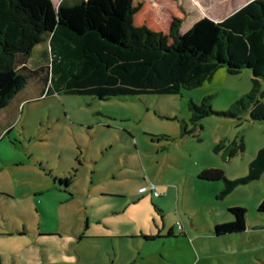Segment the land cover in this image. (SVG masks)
Returning a JSON list of instances; mask_svg holds the SVG:
<instances>
[{
    "label": "rangeland",
    "instance_id": "1",
    "mask_svg": "<svg viewBox=\"0 0 264 264\" xmlns=\"http://www.w3.org/2000/svg\"><path fill=\"white\" fill-rule=\"evenodd\" d=\"M246 1L85 0L91 18L102 16L101 9L123 12L128 2L139 4L133 24L163 33L171 17L180 18L184 31L201 16L218 20ZM16 68L27 77L18 94L23 101L0 109L6 122L0 127V264H222L246 252L255 253L252 264H264V213L255 210L264 200V168L220 197L222 180L196 177L210 168L242 176L264 145V121L251 119L248 108L217 113L249 90L250 70L229 73L220 66L179 94L102 100L45 94L49 66L41 58L19 55ZM207 96L213 112L192 125L188 101ZM232 141L243 148L229 155ZM149 185L158 196L137 193ZM229 206L245 209L249 229L210 236L207 227L225 222Z\"/></svg>",
    "mask_w": 264,
    "mask_h": 264
},
{
    "label": "trees",
    "instance_id": "2",
    "mask_svg": "<svg viewBox=\"0 0 264 264\" xmlns=\"http://www.w3.org/2000/svg\"><path fill=\"white\" fill-rule=\"evenodd\" d=\"M139 6L128 2L123 12L101 9L102 16L91 18L85 0H0V109L26 84V75L16 68L18 56H31L44 44L40 58L49 66L45 94L53 90L102 100L134 94H179L225 66L229 73L248 69L253 78L247 92L217 113L230 116L248 108L251 119L264 121V89L257 80H264V0H248L220 20L201 16L182 32L180 18L171 17L166 33L134 25L132 17ZM187 109L192 125L213 112L209 96L197 104L188 101ZM228 147L229 155L243 148L241 141L229 142ZM263 168L264 145L242 176L227 178L221 169L210 168L196 177L222 180L220 197L235 185L258 178ZM59 183L67 186L69 179H59ZM255 210L264 213V200ZM226 212L231 219L214 223L213 235L244 229V208L229 206Z\"/></svg>",
    "mask_w": 264,
    "mask_h": 264
},
{
    "label": "crops",
    "instance_id": "3",
    "mask_svg": "<svg viewBox=\"0 0 264 264\" xmlns=\"http://www.w3.org/2000/svg\"><path fill=\"white\" fill-rule=\"evenodd\" d=\"M248 1V0H247ZM244 4V3H243ZM242 4H240L238 7H240ZM238 7H236L235 9H237ZM234 9V10H235ZM233 10V11H234ZM221 19V18H220ZM220 19H218V20H220ZM180 32H182V31H180ZM44 49H45V45L44 44H42V45H40V46H37L36 48H35V50H34V52H33V54L31 55L32 57L33 56H35V57H38L39 59H40V57L43 55V52H44ZM25 56V55H24ZM31 56H29V57H31ZM20 92V91H19ZM19 92H17L15 95H14V97H13V99L14 100H18V102L20 103L21 101H23L22 99H21V96L20 95H18L19 94ZM20 96V97H19ZM12 99V100H13ZM11 102V101H10ZM9 102V103H10ZM9 103H8V105H9ZM7 105V106H8ZM7 106L5 107L6 108V112H7ZM4 109V108H3ZM5 110V109H4ZM4 116H5V114H4ZM0 120H1V118H0ZM4 125H6V122L4 121V122H1L0 121V127H3ZM198 173V172H197ZM139 187H141V186H139ZM138 187V188H139ZM137 188V189H138ZM222 188V187H221ZM220 188V189H221ZM156 190V189H155ZM220 191V190H219ZM145 192H148V191H145ZM144 193V192H143ZM149 193V192H148ZM142 194V193H141ZM150 194V193H149ZM151 195V194H150ZM225 213H226V217H227V219L225 220V221H229L230 219H231V217H230V215L226 212V208H225ZM214 223H216V221H213V224ZM212 224V225H213ZM177 226H179V228H180V226H181V223L178 221V225ZM244 228H246V229H249V226L247 225V221H246V219H245V227ZM181 229H182V227H181ZM207 229L209 230V233H210V236H212V237H223V236H230V235H241V234H243V232H244V229L242 230V231H240V232H236V233H230V234H224V235H220V236H215V235H213L212 234V232H211V229H212V227H211V229L209 228V227H207ZM182 236H184L183 234H181ZM235 255H236V262H229V261H227V262H224V263H222V264H239V263H241V264H252L251 263V257H254L255 256V253H252V254H250V253H248V252H246V255H244V254H242V255H239L238 253H235ZM254 255V256H253ZM255 258V257H254ZM204 264H213V263H209L208 261H205V263Z\"/></svg>",
    "mask_w": 264,
    "mask_h": 264
},
{
    "label": "built area",
    "instance_id": "4",
    "mask_svg": "<svg viewBox=\"0 0 264 264\" xmlns=\"http://www.w3.org/2000/svg\"><path fill=\"white\" fill-rule=\"evenodd\" d=\"M146 190H149V192L151 193L152 196H158V192L155 190L154 185H149L148 187L141 186L137 189V192L142 193ZM177 225H178V223H177Z\"/></svg>",
    "mask_w": 264,
    "mask_h": 264
}]
</instances>
